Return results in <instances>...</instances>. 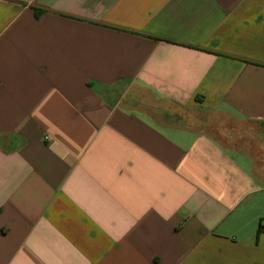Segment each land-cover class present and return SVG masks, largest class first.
<instances>
[{
    "label": "crops",
    "instance_id": "obj_1",
    "mask_svg": "<svg viewBox=\"0 0 264 264\" xmlns=\"http://www.w3.org/2000/svg\"><path fill=\"white\" fill-rule=\"evenodd\" d=\"M260 223L264 0H0V264H264Z\"/></svg>",
    "mask_w": 264,
    "mask_h": 264
},
{
    "label": "trees",
    "instance_id": "obj_2",
    "mask_svg": "<svg viewBox=\"0 0 264 264\" xmlns=\"http://www.w3.org/2000/svg\"><path fill=\"white\" fill-rule=\"evenodd\" d=\"M42 13V10H37L36 11V16H39L40 14ZM260 233H264V223H260L259 227H258V230H257V235H260Z\"/></svg>",
    "mask_w": 264,
    "mask_h": 264
}]
</instances>
